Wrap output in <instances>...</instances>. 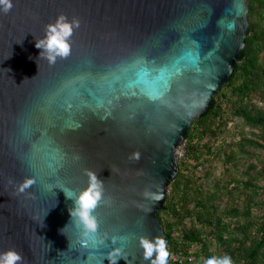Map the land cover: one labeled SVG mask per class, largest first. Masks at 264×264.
Here are the masks:
<instances>
[{"label": "water", "instance_id": "obj_1", "mask_svg": "<svg viewBox=\"0 0 264 264\" xmlns=\"http://www.w3.org/2000/svg\"><path fill=\"white\" fill-rule=\"evenodd\" d=\"M12 2L0 12V253L15 249L23 264H109L120 247L148 264L139 238L167 243L158 211L176 150L236 68L248 0ZM61 14L80 26L71 54L50 65L35 43ZM86 171L103 187L97 244L70 220ZM27 179L35 183L21 192Z\"/></svg>", "mask_w": 264, "mask_h": 264}, {"label": "rangeland", "instance_id": "obj_2", "mask_svg": "<svg viewBox=\"0 0 264 264\" xmlns=\"http://www.w3.org/2000/svg\"><path fill=\"white\" fill-rule=\"evenodd\" d=\"M248 20L258 32L255 52L262 73L256 87L241 95L226 85L214 96L220 108L208 119L210 128L194 125L177 148L182 173L176 184L170 182L160 216L176 245L188 249L182 264L225 255L233 264H264V126L237 115L239 110L264 114V0H255ZM193 231L199 233L197 242L188 240ZM170 253L168 261L178 259Z\"/></svg>", "mask_w": 264, "mask_h": 264}, {"label": "clouds", "instance_id": "obj_3", "mask_svg": "<svg viewBox=\"0 0 264 264\" xmlns=\"http://www.w3.org/2000/svg\"><path fill=\"white\" fill-rule=\"evenodd\" d=\"M13 8L12 0H0V12L7 14ZM79 20L73 18L71 21L61 14L53 23L45 26V35L43 38L36 40L35 46L41 49L40 56H44L50 65H54L57 59H66L71 54V37L74 29L79 28ZM39 69V65H38ZM39 73V71H38ZM34 78V77H33ZM138 159V154L136 155ZM89 177V186L80 192L74 201V207L69 209L70 217L75 219L78 227L82 230V235L86 237L93 244L102 243L96 238L98 222L96 217L92 214L98 203L102 199L103 187L102 182L97 179V176L91 172L86 171ZM35 181L27 179L21 186L20 191L31 186ZM66 195V194H65ZM145 197L153 200L162 199V193H152L145 191ZM67 198L68 197L66 195ZM63 233V229L61 230ZM113 245H116V240L113 238ZM139 247L142 251V258L148 264H168L171 255L168 250L167 243L163 236L157 235L149 238L144 235L139 238ZM104 259H107L109 264H118L119 260H124L125 264H134L135 257L131 260L127 253L120 247H113L107 252ZM24 257L15 249H9L6 252L0 253V264H23ZM205 264H233L231 257L225 255L223 257H211L206 260Z\"/></svg>", "mask_w": 264, "mask_h": 264}, {"label": "trees", "instance_id": "obj_4", "mask_svg": "<svg viewBox=\"0 0 264 264\" xmlns=\"http://www.w3.org/2000/svg\"><path fill=\"white\" fill-rule=\"evenodd\" d=\"M255 9V0H248V19L251 18L253 12ZM249 22V20H248ZM258 32L254 28L253 25H249V30L247 33V36L244 39L245 47L240 51V59L237 61L236 68L232 72L231 76L228 78L225 85L220 87L216 93H219L221 90H224L228 86L232 85V91H234L236 94H245L249 92L250 90H253L257 84L258 76H260V73L262 71H259V60L258 55L255 52L256 43L258 42ZM241 79V82L237 85H233V82L237 79ZM219 105L216 103V97H214L211 101V106L203 113H201L191 124L190 131L193 128L194 125H199L204 129L210 128V121L208 119L211 117H217L219 114ZM237 115L242 117L245 121H247L251 125H261L264 126V114L262 115H256V114H249L245 112L244 110L237 111ZM189 137V134L187 138ZM181 168L180 165L178 167V173L174 177V179L171 181V183L178 182L179 176L181 174ZM170 183V184H171ZM162 210H166V205L162 208ZM158 211V218L160 223L163 226V230L166 234L167 238V246L168 250L176 252L179 257L175 261H168V264H182L180 260L181 256H188V249L187 247H181L177 246L175 243V239L172 236V234L166 230L163 220L160 216V211ZM200 236L199 233L193 231L188 233V240L191 242H197L199 240ZM264 242V235L260 242ZM263 244V243H261ZM181 254V255H180ZM251 257H254L255 251L254 249L250 252ZM180 261V262H179Z\"/></svg>", "mask_w": 264, "mask_h": 264}, {"label": "built area", "instance_id": "obj_5", "mask_svg": "<svg viewBox=\"0 0 264 264\" xmlns=\"http://www.w3.org/2000/svg\"><path fill=\"white\" fill-rule=\"evenodd\" d=\"M180 146V145H179ZM176 154H177V150H176Z\"/></svg>", "mask_w": 264, "mask_h": 264}]
</instances>
